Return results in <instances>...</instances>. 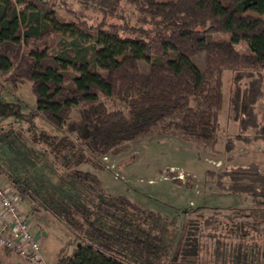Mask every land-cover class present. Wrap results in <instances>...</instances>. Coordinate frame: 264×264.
Wrapping results in <instances>:
<instances>
[{"label": "trees", "instance_id": "obj_1", "mask_svg": "<svg viewBox=\"0 0 264 264\" xmlns=\"http://www.w3.org/2000/svg\"><path fill=\"white\" fill-rule=\"evenodd\" d=\"M121 1L97 3L113 15ZM124 1L142 15L140 26L91 29L59 17L47 0H0V74L14 89L29 81L35 112L60 131L40 132L43 149L24 147L8 172L71 233V248H61L54 264H264V172L256 162L206 169L216 188L243 195L249 207L214 208L229 214L204 252L188 215L205 206L187 209L181 220L168 217L108 191L99 175L102 156L153 133L213 147L224 70L234 73L228 104L237 125L224 150L236 141H264V112L257 110L264 94V0ZM239 42L248 52L235 48ZM198 54L202 68L192 60ZM104 97L119 99L125 111L109 108ZM209 219L204 224L215 230Z\"/></svg>", "mask_w": 264, "mask_h": 264}, {"label": "rangeland", "instance_id": "obj_2", "mask_svg": "<svg viewBox=\"0 0 264 264\" xmlns=\"http://www.w3.org/2000/svg\"><path fill=\"white\" fill-rule=\"evenodd\" d=\"M47 1L53 5L59 17L83 22L91 29L112 24H128L132 27L141 25L140 12L124 0L113 15L103 14L97 0ZM214 35L229 38L227 33ZM235 48L248 52L244 42L235 44ZM192 60L202 68L201 54L194 56ZM233 76L234 73L230 70H224L222 75L224 103L216 144L213 147L204 145L203 149H198L177 136L153 133L134 140L129 150L118 154L107 153L100 158L104 170L99 175L103 186L110 192L125 193L143 207L180 220L187 209L205 206L202 210L188 215L199 226L197 240L202 252L206 247H212L216 236L223 231L219 222H224L223 215L229 214L226 211L214 212V208L249 207V201L243 199V195L226 193L216 188L214 178L205 174L206 169L217 172L235 164L256 162L264 172V141H236L234 149L229 152L223 148L225 139L237 131L228 104L229 89L234 86ZM5 77L0 74V179L6 181L8 178L6 182L19 190L20 194H17L11 187L16 200L31 211L30 216L34 223L40 218H48L49 215L11 181L8 172L11 168L14 169L15 161L24 147L26 151L28 148L43 149L42 143L37 141L40 132L60 134V131L35 112L34 95L29 81L21 80L14 89ZM104 100L109 108L125 111V106L119 99L104 97ZM257 110L264 112V94L257 102ZM71 118H77L75 112L71 113ZM206 217L213 220L212 226L215 230L204 224ZM33 227L31 226L32 230ZM47 230L48 233L41 239V254L46 263L54 264L61 248L66 251L71 248L73 238L67 228L55 218ZM209 232L215 236L209 239Z\"/></svg>", "mask_w": 264, "mask_h": 264}, {"label": "built area", "instance_id": "obj_3", "mask_svg": "<svg viewBox=\"0 0 264 264\" xmlns=\"http://www.w3.org/2000/svg\"><path fill=\"white\" fill-rule=\"evenodd\" d=\"M41 246V240L33 234L14 191L0 183V248L13 251L31 264H45Z\"/></svg>", "mask_w": 264, "mask_h": 264}, {"label": "crops", "instance_id": "obj_4", "mask_svg": "<svg viewBox=\"0 0 264 264\" xmlns=\"http://www.w3.org/2000/svg\"><path fill=\"white\" fill-rule=\"evenodd\" d=\"M2 173V172H1ZM8 180V178H7ZM6 180V181H7ZM4 179H0V183L12 187L15 192L16 188L14 186H11L9 182H6ZM17 193V192H16ZM21 211L24 214L26 220L30 223V227L34 226V230H32L33 234L38 237L40 240L45 237V235L48 233L49 225L52 223L53 218L52 216H48V218L43 217L40 218L37 222H32V214L30 210H27L22 203H20ZM31 215V216H30ZM34 221V220H33ZM37 224V225H36ZM42 244V243H41ZM45 262V261H44ZM0 264H31L27 262L26 260L22 259L20 256H18L16 253H14L11 250L0 248ZM45 264H48L45 262Z\"/></svg>", "mask_w": 264, "mask_h": 264}]
</instances>
